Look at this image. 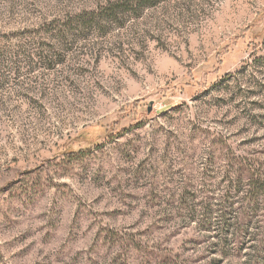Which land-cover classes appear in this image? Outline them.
<instances>
[{
  "label": "rangeland",
  "instance_id": "374dc122",
  "mask_svg": "<svg viewBox=\"0 0 264 264\" xmlns=\"http://www.w3.org/2000/svg\"><path fill=\"white\" fill-rule=\"evenodd\" d=\"M128 1L0 0V264H264V0Z\"/></svg>",
  "mask_w": 264,
  "mask_h": 264
},
{
  "label": "trees",
  "instance_id": "16d2710c",
  "mask_svg": "<svg viewBox=\"0 0 264 264\" xmlns=\"http://www.w3.org/2000/svg\"><path fill=\"white\" fill-rule=\"evenodd\" d=\"M163 1H167V0H129L128 3L131 4L132 7H133V5L136 4L137 8L138 7L145 8V7H149V6H155L157 3L163 2ZM111 6H116V5L115 4H110V9L108 10V13H109V15L115 16L116 15L115 8H111ZM255 187L256 186L254 185V188ZM257 187H259V188H255V189H257V191L262 189L261 185H259V184L257 185Z\"/></svg>",
  "mask_w": 264,
  "mask_h": 264
}]
</instances>
